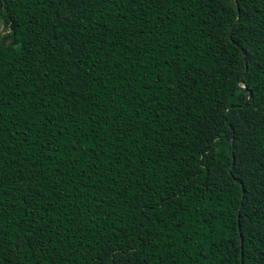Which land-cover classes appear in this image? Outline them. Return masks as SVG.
<instances>
[{"label": "trees", "instance_id": "1", "mask_svg": "<svg viewBox=\"0 0 264 264\" xmlns=\"http://www.w3.org/2000/svg\"><path fill=\"white\" fill-rule=\"evenodd\" d=\"M113 262L264 264V0H0V264Z\"/></svg>", "mask_w": 264, "mask_h": 264}, {"label": "snow or ice", "instance_id": "2", "mask_svg": "<svg viewBox=\"0 0 264 264\" xmlns=\"http://www.w3.org/2000/svg\"><path fill=\"white\" fill-rule=\"evenodd\" d=\"M213 2H215V0H213ZM68 86L71 87L72 85L69 84ZM49 123H50V121H49ZM27 131L28 130H25V135L27 134ZM63 135H64V133L62 131L59 132L60 137H63ZM13 139H15V135L13 136ZM42 147L44 149H46L44 159H49V158H54L58 153H60L61 148L65 147V145L58 143L56 135L53 134L48 140H45L43 142ZM67 150L72 152V153H76L77 150H79L81 153H83L85 151L80 140L76 137H73L72 142L70 143V145L67 146ZM32 167L36 168L37 165L35 163H33ZM40 174L42 175V173H40ZM29 175L31 177L32 174L30 173ZM179 194L180 193H178V195ZM113 264H114V262H113Z\"/></svg>", "mask_w": 264, "mask_h": 264}, {"label": "water", "instance_id": "3", "mask_svg": "<svg viewBox=\"0 0 264 264\" xmlns=\"http://www.w3.org/2000/svg\"><path fill=\"white\" fill-rule=\"evenodd\" d=\"M236 9H237V14H238L237 16H239V8H238L237 5H236ZM236 23H237V20L233 23V25H232V27H231V29H230V35H231V33L233 32ZM245 65H246V62H245Z\"/></svg>", "mask_w": 264, "mask_h": 264}]
</instances>
